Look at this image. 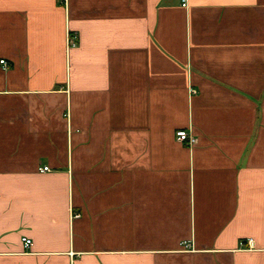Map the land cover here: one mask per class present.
<instances>
[{
	"label": "crops",
	"instance_id": "0c3cea01",
	"mask_svg": "<svg viewBox=\"0 0 264 264\" xmlns=\"http://www.w3.org/2000/svg\"><path fill=\"white\" fill-rule=\"evenodd\" d=\"M1 59L0 264H264V0H0Z\"/></svg>",
	"mask_w": 264,
	"mask_h": 264
},
{
	"label": "built area",
	"instance_id": "2783aa9c",
	"mask_svg": "<svg viewBox=\"0 0 264 264\" xmlns=\"http://www.w3.org/2000/svg\"><path fill=\"white\" fill-rule=\"evenodd\" d=\"M181 6L183 8H188L189 0H181ZM77 43H78V35L74 34V33H69L68 38H67L68 49L76 47ZM0 64L6 65V61L4 59H1ZM176 138L178 141L189 144V145H193L196 142V139L193 136H191L188 133V131H186V130L177 131L176 132ZM39 170H40V172H47L50 170V168L48 166H44V167L40 168ZM251 242L252 241H250V240L242 241L241 247H245L246 245L250 246L252 244ZM22 243H23L25 249H29L32 246V240L27 238V237L22 238Z\"/></svg>",
	"mask_w": 264,
	"mask_h": 264
}]
</instances>
